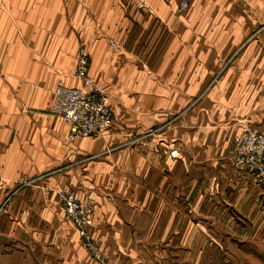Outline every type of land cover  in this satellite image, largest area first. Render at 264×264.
<instances>
[{
    "label": "crops",
    "instance_id": "crops-1",
    "mask_svg": "<svg viewBox=\"0 0 264 264\" xmlns=\"http://www.w3.org/2000/svg\"><path fill=\"white\" fill-rule=\"evenodd\" d=\"M136 1L0 0V264H98L61 189L107 264H264V187L234 166L241 127L264 132V0ZM81 47L117 122L70 142L51 109Z\"/></svg>",
    "mask_w": 264,
    "mask_h": 264
},
{
    "label": "built area",
    "instance_id": "built-area-1",
    "mask_svg": "<svg viewBox=\"0 0 264 264\" xmlns=\"http://www.w3.org/2000/svg\"><path fill=\"white\" fill-rule=\"evenodd\" d=\"M135 5L140 10L150 11L149 6L142 1L137 0ZM186 7L187 3H183L182 8ZM112 44L117 46L114 42ZM89 66V54L82 48L74 70V77L80 86L72 88L59 83L53 92L51 113L67 124L70 142L80 138H97L116 123L108 93L90 75ZM170 156L177 159L180 153L177 149H172ZM234 166L247 172L264 187V133L259 128L244 125L235 135ZM6 188L7 183L0 179V189ZM56 193L67 217L80 235L83 248L98 264H106V259L92 236V207L84 204L73 191L61 189Z\"/></svg>",
    "mask_w": 264,
    "mask_h": 264
},
{
    "label": "rangeland",
    "instance_id": "rangeland-1",
    "mask_svg": "<svg viewBox=\"0 0 264 264\" xmlns=\"http://www.w3.org/2000/svg\"><path fill=\"white\" fill-rule=\"evenodd\" d=\"M262 29H264V25L261 27ZM255 34H257V32H255ZM255 34L252 36V38H254L255 37ZM82 48H84V47H81L80 49H82ZM85 49V48H84ZM80 51V50H79ZM89 59H90V65H91V57H90V55H89ZM89 71H90V66H89ZM63 84V83H62ZM108 93V92H107ZM108 97H109V101H110V106H111V98H110V94L108 93ZM196 102H198V101H196ZM111 108H112V106H111ZM112 111H113V109H112ZM114 113V112H113ZM182 116H183V113H181V114H179V115H174V116H172V120L169 122V124L168 125H166L165 127H163V129H166V127H168L169 125H172V124H174L175 122H177V121H179L181 118H182ZM115 117V116H114ZM116 119V118H115ZM116 122H117V120H116ZM245 125H249V124H245ZM244 126V125H243ZM258 128V127H257ZM163 129H157V130H152V131H147V132H145V133H143V134H141L140 136H138V137H136V138H132V140L130 141V144H132V145H141V146H143V147H148L149 146V144H150V139H152V138H154L155 137V135H158V134H160V132L163 130ZM263 132V131H262ZM106 133V132H105ZM239 133V132H238ZM237 133V134H238ZM264 133V132H263ZM104 134V133H103ZM103 134H101L100 136H102ZM99 136V137H100ZM98 138V137H97ZM91 139H96V138H91ZM172 147V149H177L178 150V147L177 146H171ZM171 149V150H172ZM170 150V151H171ZM179 151V150H178ZM179 153H180V151H179ZM80 199V198H79ZM61 203V202H60ZM85 204V203H84ZM62 205V204H61ZM86 205H88V204H86ZM89 206H91V205H89ZM92 207V206H91ZM83 247V246H82ZM100 248V247H99ZM84 250V252L85 253H87V254H89L85 249H83ZM101 250V249H100ZM248 254H249V251L247 252ZM104 255V254H103ZM264 258V257H263ZM107 264V263H106Z\"/></svg>",
    "mask_w": 264,
    "mask_h": 264
}]
</instances>
